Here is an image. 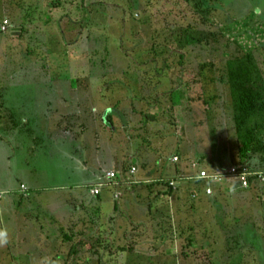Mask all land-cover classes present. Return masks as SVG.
Listing matches in <instances>:
<instances>
[{"label":"rangeland","instance_id":"rangeland-1","mask_svg":"<svg viewBox=\"0 0 264 264\" xmlns=\"http://www.w3.org/2000/svg\"><path fill=\"white\" fill-rule=\"evenodd\" d=\"M203 2L210 9L208 15L201 13L208 16L206 24L196 0H0V191L5 192L0 230L8 235V243L0 246V264H84L89 251L71 255L73 243L64 234L77 235L92 221L93 233L88 229L74 239L83 243L99 235L101 215L96 210L78 215L81 204L66 198L86 192L79 189L85 187L80 181H100L104 167H115L102 162L125 158L129 170L131 163L139 168L149 160L155 169L146 177L165 180L175 173L167 171L173 154L179 155L175 163L192 173V160L204 159L206 167L209 160L218 167L237 161L240 134L223 57L226 50L250 51L264 78V0ZM210 32L219 38L224 34L220 44L197 43L207 35L213 40ZM182 53L185 70L177 64ZM204 62H214V72L206 71L213 68L209 65L202 73ZM183 70L185 82L175 89ZM84 130L99 136V150L96 144L90 147L91 136L78 135ZM119 130L125 136L121 132L118 141ZM110 145L114 152L103 153ZM22 183L29 190L21 191ZM175 186L183 196V179ZM153 189L154 196H164L158 192L163 187ZM235 191L214 190L213 209L206 198L204 205L197 203L188 260L183 256L186 239L176 233L183 216L179 210L169 215L175 236L166 241L168 254L157 252L161 246L152 228L162 220L158 217L146 232L133 226L118 245L135 249L139 240L133 264H264V193ZM94 196L84 199L91 204ZM65 210L73 216H62Z\"/></svg>","mask_w":264,"mask_h":264},{"label":"trees","instance_id":"trees-1","mask_svg":"<svg viewBox=\"0 0 264 264\" xmlns=\"http://www.w3.org/2000/svg\"><path fill=\"white\" fill-rule=\"evenodd\" d=\"M189 1V0H188ZM197 1V7H202L201 10H197V14L199 18L202 20L203 23L208 22V16H202V14H207L210 12V9L205 7L203 0H196ZM214 35L213 40H211L208 35L206 37L198 38L197 43L200 45L208 46L212 43L218 45L221 43V39L224 38V34L219 33L222 38H219L217 34L210 32L209 35ZM205 36V35H204ZM184 39V38H183ZM226 46V45H225ZM179 61L177 62L178 66H183L184 68V59L185 55L182 53L179 55ZM225 64H224V70H222L224 74V81L228 86L231 99H232V106H233V121L235 124V130L238 134H240L239 137V146H238V155H237V161L233 164L229 165H240V164H246L252 169L257 170H263L264 167V78L262 76V73L259 70L258 65L255 62V59L250 51L245 50H237L236 52L231 51H225ZM211 67V69L206 70V67ZM216 64L214 62H204L200 64L201 71H207L208 73L214 72V66ZM181 68V67H180ZM184 70L181 72L183 75H180L178 77L179 80L177 81V86H175V89L179 88L181 83H184ZM128 71V70H127ZM179 71V69H178ZM126 73V72H125ZM171 83L174 85L176 82L170 79ZM210 83H213L215 81L214 78L208 79ZM159 81V80H158ZM168 82V81H167ZM207 84V83H206ZM158 86V85H157ZM145 86H142L140 88V93L143 94L141 97L142 99H147L145 95ZM172 93V92H170ZM203 97V96H201ZM140 98V99H141ZM201 100V99H199ZM158 101V100H157ZM172 102V98L168 96L166 100V104H170ZM164 112H168V110H164ZM111 118H109L110 120ZM175 130V129H174ZM166 134H170V130L162 131ZM134 136V135H133ZM144 142H148V139L144 138ZM156 154V153H155ZM154 155V154H153ZM174 155L170 158V168L168 173L175 172L174 175H169L165 180H160L155 178H150V182L147 183V187L152 190L154 186H161L163 187V190L161 189L158 192L163 195H173L174 193H178L175 191L174 187L170 186V181L174 180L177 181L179 179H183V196H186V198L183 200V208L179 209L178 215H181V211H183L182 218L179 217L178 221L181 224L180 229L176 230V233H178L180 238L186 239L184 241L183 246V256L187 260L189 259V252H187L188 248L191 247V239L193 233H196V228L198 226V220L194 217V211L199 209L200 206L197 204H205L203 197L198 196L197 198H193L192 195L197 190H203V185H201L198 181H189L188 177L192 176L194 173L193 171H190L188 168L185 169V166L183 167L182 162H178L177 164L175 162H171V159ZM155 158V157H152ZM159 158V157H157ZM259 159V163L256 164L253 162L254 159ZM203 160H199L198 166L200 167V163L202 164L201 168L206 169L209 173L214 172L218 165H215L212 161H208L209 166L203 165ZM191 162L195 163L194 160ZM173 167L171 166L172 164ZM191 164V163H190ZM182 165V166H181ZM142 169L145 171H148L150 167V162L148 160L143 161L141 164ZM217 166V167H216ZM130 169V168H129ZM196 172V170H195ZM171 174V173H170ZM190 185H193L190 186ZM214 190L217 191L223 190L224 194L226 192H231L232 189H236L235 193L238 191H254L255 193H259L263 196L264 191V185L259 184L258 182H254L252 187L248 190H243L238 188L237 183L231 182L227 180V183L221 182L218 184H214ZM214 192L212 196H205L206 202L208 203L209 207L211 209L215 208L213 206H216L217 201L216 196H214ZM243 195V194H240ZM159 197V196H156ZM202 197V198H201ZM204 197V198H205ZM183 199V198H182ZM218 200V198H217ZM219 201V200H218ZM210 203V204H209ZM182 206V205H181ZM203 209V208H202ZM94 213V211H92ZM203 215L205 217L207 216V212L203 210ZM169 218H172V216H168L166 212H164V217H161V221H156V227L152 228V232L154 233L155 239L160 242V246L158 248L161 249L162 247H166L167 242L174 239L175 236V228L172 224V222L169 220ZM156 218H152L149 222L152 220H155ZM202 219V217L200 218ZM204 219V218H203ZM85 222V221H84ZM86 223V222H85ZM92 223V221H91ZM120 223V222H119ZM118 223V224H119ZM167 223V224H166ZM167 225V226H164ZM99 226V235H96L94 237L90 236L89 240H86L82 243L79 241H75L74 238H77V236H84L86 233V230L94 228L92 226H86L83 227L82 230H79L78 234H64V240L66 242L73 243L70 247L71 255H77L78 253L84 251H89L86 256L78 258V260L82 259L84 264H132L133 261H131V254L133 251V248L129 245H118L114 240L107 238L103 232L101 233ZM124 229L128 227V223H126V226H123ZM77 228V227H75ZM93 233V232H92ZM110 235V234H109ZM178 235L176 237H178ZM93 238V239H92ZM75 241V242H74ZM167 241V242H166ZM200 249H204L202 246H200ZM161 251V250H160ZM165 252H162V254ZM89 254V255H88ZM128 258L129 260H127ZM198 262V259H197ZM203 263V262H202ZM214 264V263H213Z\"/></svg>","mask_w":264,"mask_h":264},{"label":"crops","instance_id":"crops-1","mask_svg":"<svg viewBox=\"0 0 264 264\" xmlns=\"http://www.w3.org/2000/svg\"><path fill=\"white\" fill-rule=\"evenodd\" d=\"M8 17L9 16L5 17L4 20L8 19ZM123 130H119L120 132L118 133V141H119V139L122 138V135L125 136V133ZM65 131L69 132V130H67V129H65ZM121 132H122V135H121ZM40 133H41V131H40ZM78 135L79 136L80 135L91 136V141L89 143L90 147L93 146L92 145V143H93V144H96L97 150H99L100 141H99V139L96 138L98 135H95L93 130H92V132H90L89 130H84ZM109 138H110V140H109L110 142L111 141L114 142V140H112L111 137H109ZM92 139H93V141H92ZM131 139H132V137H131ZM126 143H127V141H126ZM116 144L118 146V142H116ZM110 146L112 148H107V149L103 148L102 149L103 153H105V152H107V150H111V149L114 152L113 146L112 145H110ZM103 147H104V145H103ZM131 158H132V154H131ZM131 158H130V162H132L134 155H133V158L132 159ZM139 158L141 159L140 156H139ZM123 160H125V158L124 159H116L115 158L114 160H111L109 162H107V161L102 162L100 166H102V164H104V163H105L104 166H108V163H111L112 165H115V167L114 168H112V166L111 167L108 166L107 168L104 167L102 170L103 176L97 175V178L102 177V180H100V181L97 180L93 183H89L88 180L80 181L78 184H81L84 182L85 187L79 188V189L80 190L84 189V190H86V192L80 191L79 194H77V195L71 194V195H68L69 196L68 198H66V200L69 201V204L70 203L71 204H73V203L74 204L75 203L81 204V205H77V207H76V213L78 212V215L80 214V212H82L83 215L86 216V214L87 215L92 214V211L96 210L98 212V214L101 215L99 217V220L101 222L99 225V226H101L100 227L101 233L103 232V234H105L107 238L111 239L112 241L114 240L117 244L119 243V239L124 240L127 238L129 230L135 225H136L135 227H138L137 230L141 231L143 229L142 231L146 232L148 230V226L152 225L150 223L155 222V220H152L150 223H149V221H147V223H146L145 220L147 218H149L150 220L152 218L157 219V217L163 218L165 210H167L166 213L169 216L172 213V211H174V210L176 211V210L181 209L180 199L183 198V196H179V193H174L171 196H169V195H164V196H159V197L154 196V189L150 190L147 187V183L150 182L149 179L150 178L152 179V176L146 177V173H147V175H151L150 171L155 169V163H154V165H150L148 171L143 170L141 168V166L139 167L140 168L139 169L135 163H131V167L136 166L137 171L135 174H130L131 167L128 170V168L125 167L126 163H124ZM153 161L156 162L155 159ZM84 168H86L85 165L83 166L82 170ZM109 172H115L116 173V178L114 179V182H112V185H105L104 187H102L100 194L98 196H94L91 204H89L88 201H85L84 196H90L91 195V189L99 187L100 184H103L104 182L107 183L108 182L107 173H109ZM129 180H130V182H129ZM22 185H23V183H22ZM190 186L193 187V185H190ZM26 188L29 190V188L27 186H26ZM0 192H4V191H0ZM117 192H121V197L118 199V200H121L120 203L117 202L118 200L115 199V194ZM21 193L22 192L19 191V194H21ZM16 195H18V194H15L13 196H16ZM156 205H158V206L156 207ZM52 209L47 207V211H49V212H51ZM137 213H139L140 216L134 215ZM61 215L66 216V217L68 216V218L73 216L71 214V211H69V210H65V212L63 211V213ZM120 217H121V219H123L122 221L120 220ZM59 218H61V217H59ZM126 222L128 223V225L129 224H131V225H129L128 227H126V229H124L123 226L124 225L126 226ZM88 224H90V226H91V221L87 222V226H88ZM89 232H91V229H89ZM92 232H93V229H92ZM136 236H138L140 238L139 234H137ZM134 240H136V239H134ZM125 244H127L128 246L130 245L128 243H125ZM130 246L133 248L132 253L134 252L135 249L141 247L139 245V240H137L135 242V246H136L135 249H134L132 244ZM145 249L146 248H144L143 250H145ZM170 249H171L170 247H162L157 252H159L161 250L160 251L161 253H158V254L162 255V252H165L166 254H168ZM145 255L151 256L149 252H145ZM131 257L133 258V254H131ZM133 263L134 262H132V264Z\"/></svg>","mask_w":264,"mask_h":264},{"label":"built area","instance_id":"built-area-1","mask_svg":"<svg viewBox=\"0 0 264 264\" xmlns=\"http://www.w3.org/2000/svg\"><path fill=\"white\" fill-rule=\"evenodd\" d=\"M9 25V21L5 19L3 21V30H5ZM172 162L179 161L178 156H174L171 159ZM195 164V170L196 172L188 177L189 181H198L201 185H203V190H197L192 197L197 198L201 193H204L206 196H212L214 189V184L221 183L223 181H231L234 183H237L238 188L243 190H248L252 187L254 182H258L261 185H264V171L263 170H257L252 169L246 164H238V165H232L229 167H218L214 172L209 173L206 169H202L198 166V163ZM137 171L136 166H132L130 169V174H135ZM116 178L115 172H109L107 173V183L100 184L99 187L91 189V193L95 196H98L101 192V188L105 185H112V182H114V179ZM130 182V180H129ZM177 181H170V186L174 187V189L177 187L175 186ZM27 190L25 185H21V191ZM4 192H0V201L2 200L4 196ZM121 197V192H117L115 194V199L118 200Z\"/></svg>","mask_w":264,"mask_h":264},{"label":"clouds","instance_id":"clouds-1","mask_svg":"<svg viewBox=\"0 0 264 264\" xmlns=\"http://www.w3.org/2000/svg\"><path fill=\"white\" fill-rule=\"evenodd\" d=\"M8 243V235L6 230H0V246Z\"/></svg>","mask_w":264,"mask_h":264}]
</instances>
